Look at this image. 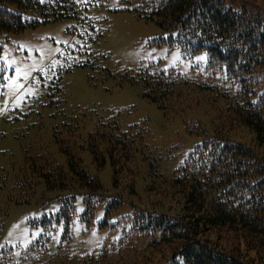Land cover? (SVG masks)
<instances>
[{"label":"trees","instance_id":"1","mask_svg":"<svg viewBox=\"0 0 264 264\" xmlns=\"http://www.w3.org/2000/svg\"><path fill=\"white\" fill-rule=\"evenodd\" d=\"M84 2L0 0V52L9 34L40 21L25 18L26 13L42 16L44 22L79 17ZM142 3L149 8L148 17L177 30L185 49L206 52L208 73L205 82L173 67L148 74L143 78L145 96L164 112L181 108L193 91L210 92L223 104L211 129L199 121L188 125L189 132L202 140L187 152L181 150L180 140L166 149L154 147L148 142L146 124L123 128L113 118L97 125L89 148L98 171L110 161L113 184L121 192L136 196L143 187H133L132 178L143 182L153 178L146 189L167 187L169 201L178 205L177 210L164 209L152 199L141 203L133 199L128 215L113 218L125 202L122 195H108L99 176L91 174L81 155L67 144V169L46 156L30 165V174L11 184L1 171L0 197L6 200L0 199V242L9 215L7 202H30L37 178H43L49 189L67 188L73 180L83 191L84 210L77 211L75 194L64 196L57 212L30 220L42 231L19 258H13V246L2 243L0 264H150V252L156 249L162 255L157 264H264V15L248 7L249 0H242L240 8L231 0ZM147 159L149 168L143 164ZM121 172L125 174L119 181ZM123 181L127 184L122 188ZM102 203L106 206L99 229L121 226L125 233L98 253L72 251L76 215L89 230L97 224ZM59 223L63 231L53 254L49 244Z\"/></svg>","mask_w":264,"mask_h":264},{"label":"rangeland","instance_id":"2","mask_svg":"<svg viewBox=\"0 0 264 264\" xmlns=\"http://www.w3.org/2000/svg\"><path fill=\"white\" fill-rule=\"evenodd\" d=\"M84 1L79 17L44 22L42 16L26 13L25 18L40 21L2 41L0 173L7 175L6 182L11 184L24 178L25 173L30 174V165L44 161L46 156L67 169L64 148L68 144L81 155L87 170L99 176L108 195L113 198L122 195L125 202L113 218L129 214L133 199L140 203L152 199L164 209L177 210L178 205L169 201L167 187L146 189L153 178L145 182L132 178L133 187H143L136 196L127 190L121 192L113 184L110 161L98 171L89 145L97 125L113 118L123 128L146 124L147 138L151 139L148 142L154 147L166 149L180 140L181 150L189 151L202 138L190 133L188 125L199 121L211 129L223 100H214L210 92L192 90L181 108L164 112L157 102L145 96L143 78L173 67L197 82H205L207 54L185 49L178 41L176 29L165 28L157 18L148 17L149 8L142 0ZM231 1L235 8L242 5V0ZM248 7L264 15V0H249ZM149 162L147 159L143 164L149 168ZM124 174L118 175L119 181ZM37 179L30 202H7L9 215L0 246L2 243L13 246L14 259L42 231L41 226L31 224V219L57 212L61 198L69 194L76 195L79 213L85 207L83 191L73 180L67 188L49 189L43 178ZM126 184L123 181L120 187ZM105 206L99 205L97 224L89 230L76 215L72 251L81 255L98 253L104 244L117 243L125 233V227L121 226L99 229L98 221L104 217ZM62 231L63 223H59L49 244L53 254ZM150 253V264H157L161 253L157 249Z\"/></svg>","mask_w":264,"mask_h":264}]
</instances>
